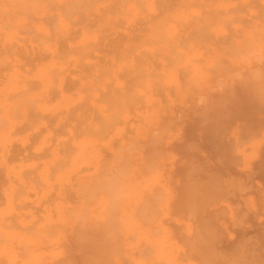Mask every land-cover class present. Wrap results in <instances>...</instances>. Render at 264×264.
Here are the masks:
<instances>
[{
	"label": "bare ground",
	"instance_id": "6f19581e",
	"mask_svg": "<svg viewBox=\"0 0 264 264\" xmlns=\"http://www.w3.org/2000/svg\"><path fill=\"white\" fill-rule=\"evenodd\" d=\"M163 263L264 264V0H0V264Z\"/></svg>",
	"mask_w": 264,
	"mask_h": 264
},
{
	"label": "rangeland",
	"instance_id": "374dc122",
	"mask_svg": "<svg viewBox=\"0 0 264 264\" xmlns=\"http://www.w3.org/2000/svg\"><path fill=\"white\" fill-rule=\"evenodd\" d=\"M114 175H116V173H115ZM119 176H120V175H119ZM119 176L117 175V177H119ZM111 177H112V176H108L107 178L113 180V179H112L113 177H112V178H111ZM114 177H115V176H114ZM116 179H117V178H116ZM118 179H119V178H118ZM137 182H138L137 185H136V186H137V190H135V191H137V192L140 193V191H142V190L139 188V191H138L139 180H137ZM136 186H134L133 188H136ZM137 192H136V193H137ZM139 193H138V194H139ZM154 210H155V209H154ZM154 210H153V211H154ZM135 211L138 212V213H137V215H133V217H135V218H134V221H139L140 218H142V217H139V211H140V210H135ZM142 211H143V210H142ZM142 211H141V213H142ZM149 211H151V210H149ZM144 212H145V211H144ZM141 213H140V214H141ZM150 213H151V212H150ZM133 214H136V213H133ZM143 214H144V213H143ZM145 214H146V212H145ZM155 214H157V213H155ZM146 215H148V214H146ZM151 215L153 216V213H152ZM136 216L138 217V219H137ZM140 216H142V214H141ZM159 216H160V215H159ZM159 216H158V217H159ZM144 217H145V216L143 215V218H144ZM136 219H137V220H136ZM144 219H145V220L147 219L146 222H147V221H150V217H149V215H148V218L145 217ZM148 219H149V220H148ZM158 219H161V217L158 218ZM141 220H142V219H141ZM143 222H144V223H143ZM136 223H137V222H136ZM138 223H139L142 227H145V226H146L145 228H147V226H148L147 224L145 225V221H144V220H143L142 222L140 221V222H138ZM147 223H148V222H147ZM150 223H151V222H149L148 224H150ZM142 224H144V226H143ZM142 227H141V228H142ZM138 231H139V230H138ZM138 231H137V232H138ZM135 234H136V235L133 234V237L131 238V241H132V242L134 241V243H133L134 245H137V244H138V247H141L142 245H145L144 243H146V242L149 241L148 243H146V246H144V248H147V249H145V251H147V254H146L145 252H143V256H144L143 259H145V260H147V261L151 260V258L154 257V256L152 255V249H151V243H150V242H153V241H156V240L154 239V237H153V240H152V239H149L147 236H140L139 233H136V231H135ZM138 235H139V237H137ZM154 235H155V237H157V238L160 237V235H159L158 233H157V234L154 233ZM158 235H159V237H158ZM134 236H135V237H134ZM136 237H137V239H136ZM140 237H141L143 243L140 241ZM133 239H135L136 241L133 240ZM151 240H152V241H151ZM137 241H138L139 243H138ZM145 241H146V242H145ZM136 242H137V244H136ZM140 242H141L142 244H141ZM139 245H141V246H139ZM147 245H150V246L148 247ZM135 247H136V246H135ZM149 248H150L151 250H148ZM138 249H139V248H138ZM135 250H137V249H135ZM145 254H146V255H145ZM145 256H148L149 258H148V257H145ZM152 259H153V258H152ZM163 264H165V263H163Z\"/></svg>",
	"mask_w": 264,
	"mask_h": 264
}]
</instances>
